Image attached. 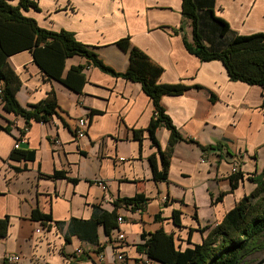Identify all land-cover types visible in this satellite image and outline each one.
I'll return each instance as SVG.
<instances>
[{
  "label": "crops",
  "instance_id": "0c3cea01",
  "mask_svg": "<svg viewBox=\"0 0 264 264\" xmlns=\"http://www.w3.org/2000/svg\"><path fill=\"white\" fill-rule=\"evenodd\" d=\"M35 1L40 11H23L24 16L48 31L74 33L118 73L127 71L130 54L116 44L129 38L131 46L163 69L159 83L189 87L182 96L162 99L185 141L174 147L169 181L157 182L150 158L156 155L162 169L159 150H168L171 132L161 127L156 133L160 149L153 143L148 128L154 104L140 84L88 67L78 92L62 80L72 67L86 66V59H67L59 80L44 72L30 51L7 59L0 53V66L7 62L22 82L17 99L23 108L51 93L59 106L49 122L28 126L5 112L0 83V220L9 219L7 236L0 239V264H9L10 255L21 256L18 264H122L114 244L118 231L127 235L129 258L144 256L137 251L144 233L174 234L184 240V248L202 243L255 191L249 178L264 174V88L233 82L221 62H203L188 52L184 36L192 42V27L183 18L182 0ZM214 10L239 35L264 34V0H215ZM81 118L89 125L86 138L79 140L74 130ZM26 128L20 148L35 152V158L12 160ZM137 131H143L142 141L135 137ZM58 172L64 176L52 178ZM238 173L244 178L234 190L231 177ZM137 195L148 200L145 209L116 205ZM96 208L116 211L124 219L109 237L104 226L98 227L103 263L96 261L98 247L82 241L72 225L90 221ZM37 209L52 221L44 225L32 219ZM175 211L181 227L173 223ZM78 248L82 255L76 254Z\"/></svg>",
  "mask_w": 264,
  "mask_h": 264
},
{
  "label": "trees",
  "instance_id": "16d2710c",
  "mask_svg": "<svg viewBox=\"0 0 264 264\" xmlns=\"http://www.w3.org/2000/svg\"><path fill=\"white\" fill-rule=\"evenodd\" d=\"M0 0V53L7 59L24 51L34 54L36 63L49 76L61 79L64 63L67 59L82 57L87 60L86 66L72 67L67 79L62 80L67 86L81 92L85 84L84 71L88 67L99 69L105 74L141 85L144 93L154 104V116L148 132L153 143L160 149L156 133L161 127L171 132L170 146L166 152L159 150L162 169L157 157L153 155L150 163L157 182H168L170 160L174 147L185 141L174 126L162 104L165 96H182L191 89L182 84H161L159 80L163 69L138 48L131 46L129 38L120 40L116 45L130 54V63L126 72L118 73L107 66L96 53V48L79 42L74 33L61 30L48 31L41 28L37 21L24 16L23 11L34 9L40 11L35 0ZM215 0H182V15L192 27V42L185 36V46L192 55L203 62L219 61L226 68L233 82H243L264 88V34L250 36L239 35L232 31L229 24L217 17L214 10ZM184 31V27L180 28ZM0 83H2L1 100L6 113L23 118L29 126L32 121L49 122L57 115L58 102L55 93L28 109L23 108L17 94L22 87L20 78L10 65L5 62L0 66ZM200 89V87H197ZM4 130L11 132L9 127ZM25 135V132H21ZM143 131L135 132V137L142 141ZM193 142V141H192ZM35 152L14 149L11 159L15 161H31ZM63 173H56L52 178H62ZM244 176L238 173L231 177L232 188L237 189L238 182ZM256 184L255 191L244 197L236 207L226 214L223 221L213 228L200 244H192L187 248L177 245L174 234L163 230L142 235L143 243L137 251L145 254L156 264H243L245 260L260 252H264V174L249 178ZM221 198V197H220ZM220 198L218 200H220ZM147 199L137 195L130 199H121L120 203L134 209H145ZM32 219L44 225L52 221V217L34 210ZM116 211L108 213L96 208L90 221L72 222L76 234L82 241L95 245L97 253H102L98 227L104 226L106 236H111L118 228ZM174 225L181 227L180 212L173 215ZM9 219L0 220V239L7 236ZM206 232V231H204ZM7 264V263H6Z\"/></svg>",
  "mask_w": 264,
  "mask_h": 264
},
{
  "label": "built area",
  "instance_id": "2783aa9c",
  "mask_svg": "<svg viewBox=\"0 0 264 264\" xmlns=\"http://www.w3.org/2000/svg\"><path fill=\"white\" fill-rule=\"evenodd\" d=\"M88 125L89 122L85 118H81L77 121L74 133L77 139L82 140L86 138L87 136V131H88ZM24 137L21 136L20 138L17 139L16 144H15V149H19L21 146V143L23 142ZM54 143L58 146L61 145L59 140H55ZM121 161H126V159H121ZM237 171V170H235ZM98 186L104 190L107 189V184L103 181H98L97 182ZM166 201V199H164ZM124 219L122 217H119L118 223H123ZM126 242H127V235L125 233H122L120 231L117 232V236L114 239V244L117 247L118 253L116 255V260L119 261L122 264H156L153 260L148 258L147 255L144 254L143 257L141 258H129L126 254V251H124V248L126 247ZM84 251L81 248H78L76 250V254L82 255ZM22 258L19 255H10L7 258V261L9 264H18L21 262ZM105 260V255L103 253H97L96 254V261L98 263H103Z\"/></svg>",
  "mask_w": 264,
  "mask_h": 264
},
{
  "label": "rangeland",
  "instance_id": "374dc122",
  "mask_svg": "<svg viewBox=\"0 0 264 264\" xmlns=\"http://www.w3.org/2000/svg\"><path fill=\"white\" fill-rule=\"evenodd\" d=\"M23 131L26 132L27 128ZM21 136L25 137V135H22V133H20V137ZM176 241H177V245H181V246L183 245L182 241L184 240L181 239L180 237H176ZM259 263L264 264V252L256 253L248 257L243 264H259Z\"/></svg>",
  "mask_w": 264,
  "mask_h": 264
},
{
  "label": "water",
  "instance_id": "95a60500",
  "mask_svg": "<svg viewBox=\"0 0 264 264\" xmlns=\"http://www.w3.org/2000/svg\"><path fill=\"white\" fill-rule=\"evenodd\" d=\"M259 264H262V263H259Z\"/></svg>",
  "mask_w": 264,
  "mask_h": 264
}]
</instances>
